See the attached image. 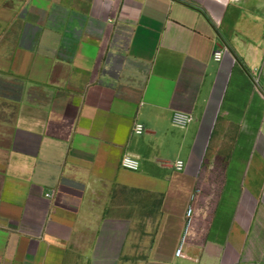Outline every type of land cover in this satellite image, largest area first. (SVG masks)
<instances>
[{
  "label": "crops",
  "instance_id": "1",
  "mask_svg": "<svg viewBox=\"0 0 264 264\" xmlns=\"http://www.w3.org/2000/svg\"><path fill=\"white\" fill-rule=\"evenodd\" d=\"M263 86L264 0H0V264H264Z\"/></svg>",
  "mask_w": 264,
  "mask_h": 264
},
{
  "label": "built area",
  "instance_id": "2",
  "mask_svg": "<svg viewBox=\"0 0 264 264\" xmlns=\"http://www.w3.org/2000/svg\"><path fill=\"white\" fill-rule=\"evenodd\" d=\"M224 52H225L224 50L216 51L214 53L215 61L220 62L223 58ZM263 98H264V86H263ZM192 120L193 118L191 116L184 114L182 112H176L173 116L172 123L175 127L184 129ZM134 132L138 135H142L145 132V126H143L142 124H137L134 128ZM121 164L124 169L131 171H137L140 166L139 160L129 155L123 157ZM183 168H184L183 162L178 161L176 163V169L183 170ZM191 214H192V210L189 209L187 211L188 218H190ZM176 256L184 257V255L182 254V246L177 249Z\"/></svg>",
  "mask_w": 264,
  "mask_h": 264
}]
</instances>
